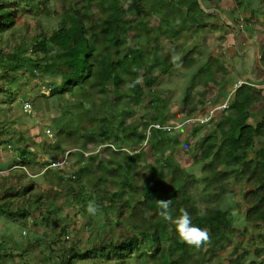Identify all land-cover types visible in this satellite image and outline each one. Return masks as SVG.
Returning a JSON list of instances; mask_svg holds the SVG:
<instances>
[{
  "label": "trees",
  "instance_id": "trees-1",
  "mask_svg": "<svg viewBox=\"0 0 264 264\" xmlns=\"http://www.w3.org/2000/svg\"><path fill=\"white\" fill-rule=\"evenodd\" d=\"M51 1L58 2L62 11L54 10ZM202 4L203 0H0V98L12 105L21 93L12 85L18 75L27 74L43 82L46 90L40 97L54 99L59 109L52 126L54 142L45 144L47 159L39 160L0 108V143L7 141L11 147L16 139L20 151L14 165L0 169V217L28 221L35 216L41 223L32 226L37 238L22 246L19 257L46 241L57 262L32 264H130L132 260L211 264L230 248L228 264H262L246 263L250 250L243 243L245 233H250L247 225L253 223L255 230L264 226V144L249 159L263 134V125L248 124L258 100L256 90L246 93L248 88L242 85L229 109L220 112L216 129L199 141V157L195 150L189 152L194 164H201L199 173L186 170L166 154L171 141L180 142L171 137L175 131L164 117L161 98L150 101L156 113L153 121L145 120L142 130L127 121L134 113L128 99L143 100L145 88L151 90L159 81L155 71L166 76L178 67H198L200 48H187V42L177 44L176 39L215 29L205 20L208 14ZM26 14L37 16L32 33L29 24L17 26ZM43 16L56 22L47 27ZM153 17L159 19L156 27L151 25ZM162 36L171 48L163 47ZM210 59L193 76L183 108L193 104L195 86L211 81L206 76ZM124 102L127 106H122ZM196 111L191 107L186 116L195 117ZM147 138L154 162L137 151ZM125 145L136 150L133 156ZM68 150L76 151L69 154L67 165L53 167V160L64 158ZM32 166L37 173H29ZM36 174L45 176L48 188L37 189ZM231 180L244 189L239 206L244 230L234 224L231 212L223 210L232 193ZM160 200H171L173 221L159 215ZM90 202L95 214L87 210ZM66 207L76 209L72 223L79 214L87 219L92 242L85 249L66 239H71L70 225H74L65 222ZM182 209L189 213L192 226L209 234V241L200 247L187 244L176 231L174 221ZM42 230L47 233L42 235ZM259 252L264 250H258L257 256ZM15 256L0 249V260Z\"/></svg>",
  "mask_w": 264,
  "mask_h": 264
},
{
  "label": "rangeland",
  "instance_id": "rangeland-1",
  "mask_svg": "<svg viewBox=\"0 0 264 264\" xmlns=\"http://www.w3.org/2000/svg\"><path fill=\"white\" fill-rule=\"evenodd\" d=\"M49 4L54 10L58 12L62 11L60 9L61 6L58 2L51 1ZM35 19H37L36 15L26 14L25 16L18 19L17 26L23 28L24 24H29L31 28L30 33H32ZM42 19L47 27H52L53 22H56L54 18H48L45 16H43ZM158 22L159 19L157 17H153L151 19L152 26L156 27L158 25ZM25 30L28 29L25 28ZM202 33L199 36L192 38L190 37V35H184L182 37L177 38L176 43L178 44L187 42V48H200V46L203 44V39L207 38L204 36L201 37ZM161 44L163 45V47L168 46V48H171V45L168 44V38H166L165 36L161 37ZM130 45L131 41L129 46ZM201 53L204 54L203 56H206V58L210 55L209 49H207L206 53L204 51H201ZM194 72L195 68L192 70H184L182 67H178L176 73L165 76L155 71V75L159 76V81L151 90L145 88L143 100L140 102H136L133 97H130L128 99L130 108L134 111V113L131 117L128 118L127 121L133 122L135 125L140 126L142 130V124L145 122V120L149 119L153 121V116H155L156 113V109L151 106L150 101H154L157 97L161 98L164 102V117L169 123V127H172L175 131L171 134V137L177 136V139L180 142V144L175 145L174 142L171 141L170 144L167 145L166 154L172 155L186 170L199 173L201 170V168H199V165L201 166V164L196 166L189 152L191 150H195V153L199 157V141L204 138L207 134L213 132L216 129V125L220 121L221 117V111H219V107H222V105L224 104L217 102L219 92L213 85H199L195 86L191 91L193 104L188 108L182 107L183 99L185 98L189 90L188 87L191 84L193 76H195ZM206 76L208 80H212L213 76L215 75L211 71H208L206 72ZM12 86L17 91L21 90V93H19V95H16L17 97L14 103L12 104L13 106L8 102L3 103L5 101V98H0V108L5 111L2 112V114L8 122H15L12 128L15 129L16 134L23 136L24 140L29 143V145L39 154V160L47 159L44 153V146L45 144H53L54 142L52 126L54 125V119L59 114L58 106L54 99L44 100L40 97V92L45 91L46 86L43 84V82L39 80L30 79L27 74L24 76L18 75L16 81ZM36 96L40 99L35 98ZM23 100H26L31 103L35 100V103H32V107L34 106V109L31 113L28 110H24L25 108ZM72 100H74V98H72ZM122 106H127V104H125L124 102ZM191 107H196L197 115L195 117L189 118L186 116V114ZM194 131H197L196 135H193ZM141 136L142 135L139 134L138 139H140ZM6 142H3L2 144L0 143V162L6 159L16 160V157H18L20 154V151L15 148V146L19 144L16 139H13L12 143H10L11 147H9ZM148 142V139H145V141L141 142L140 149L137 151H143L145 155L144 159L146 161L154 162V157L151 153V148L149 145L150 142ZM125 147L130 152L136 151L128 145H125ZM128 154L131 155L129 152ZM254 156L255 155L251 157L253 158ZM15 160L13 162L9 161V163L5 167L8 168L12 166ZM33 172L37 173L36 166L31 167L30 173L33 174ZM66 173L71 174V172L68 170ZM36 175H38L36 179L38 185L37 189H45L46 185H48L46 183L45 176H39V174ZM231 183L233 184L232 193L227 195V199L223 204V210L231 212L233 214L234 224L239 223L238 226L240 227V229L244 230V225L242 223L243 221L241 220V215L239 214V206H242L243 204L242 195L244 194V189L241 187V185L235 184L234 180H231ZM4 201L5 199L3 200V202ZM65 210V215L67 214L66 216H68L65 219V222L72 223L71 218H73V216L75 217L76 209H74L73 207H66ZM2 219L6 226L4 229L0 227V231L4 232V236H6L8 240H4V242H2L0 246L1 249H6L8 247L6 243L9 240L12 241L14 244L20 245L22 247L23 245H28L35 238H37L36 232L32 226L36 222L41 224L38 217H30L27 219L28 221H24L21 219L17 220L14 218L11 219L7 218L6 216L0 217V220ZM74 220L76 221V223H72L74 225H70V229L73 230L69 231L71 239L68 240V243H77L81 247V249H85L92 242V239H89V235L87 233L88 227L86 228L85 226L87 225V219L85 216H83V214H79L78 217H76V219ZM100 225L101 223L99 224V226ZM247 227L250 233H245V238L243 237V243L248 248V250H250V255L246 258V263L250 261H256L262 262V264H264V252H262L261 254L259 252L258 256L256 255L258 250H264V226L261 227L260 230H255L253 223L247 225ZM79 230H83L82 235L76 234V231ZM44 233L47 232L42 230V235ZM75 234L77 235L76 238H74ZM50 237H52V235H50ZM254 239L255 241H253ZM49 245L50 243L46 241H41V244L38 246V248H34L33 252L31 253L34 258V260L32 261L35 263H42L43 260H53L54 262H57L54 260L56 259L57 254L50 253V251L48 250ZM15 247L17 248V246ZM54 251H56V249H54ZM230 252L231 248L222 252L221 257L219 259L214 260L211 264H228ZM26 257L29 258V256H25V258ZM130 264L137 263L136 261L132 260L130 261Z\"/></svg>",
  "mask_w": 264,
  "mask_h": 264
},
{
  "label": "crops",
  "instance_id": "crops-1",
  "mask_svg": "<svg viewBox=\"0 0 264 264\" xmlns=\"http://www.w3.org/2000/svg\"><path fill=\"white\" fill-rule=\"evenodd\" d=\"M202 7L208 14L205 20L215 29L211 32L203 31L201 35L207 38L203 39L200 50L206 53L209 49L210 55L206 58L202 54L198 69L205 67L207 61L212 58L210 71L215 76L207 85H213L219 92L217 102L224 104L228 101V107L219 111L229 109L235 100L237 90L242 86L241 83L244 82L248 88L246 93L256 90L255 96L258 100L253 103L250 110L248 124L253 127L263 125V134L256 140L255 148L250 151L251 157L258 154L264 144V0H203ZM198 69L196 67L194 73ZM199 85L207 86L204 83ZM227 115L229 116L230 112ZM14 160L1 161L0 169L6 168L9 161ZM47 187L48 185L45 188ZM5 226L3 219L0 220V227L4 229ZM4 240L8 238L0 231V244ZM6 245L8 246L6 249H0L12 252L16 256L0 260V264L33 263L32 249H28L30 255L28 252L26 256L29 258H25L18 256L23 247L16 248L10 240Z\"/></svg>",
  "mask_w": 264,
  "mask_h": 264
},
{
  "label": "clouds",
  "instance_id": "clouds-1",
  "mask_svg": "<svg viewBox=\"0 0 264 264\" xmlns=\"http://www.w3.org/2000/svg\"><path fill=\"white\" fill-rule=\"evenodd\" d=\"M139 81H137L138 83ZM171 200H160L158 205L161 209L159 215L166 221H173V217L169 211ZM88 212L95 214L97 209L94 203L90 202L88 205ZM176 224V231L180 239L187 244L195 247H200L202 244L209 241V234L206 230L194 227L191 225V217L186 210H181V215L174 221Z\"/></svg>",
  "mask_w": 264,
  "mask_h": 264
},
{
  "label": "built area",
  "instance_id": "built-area-1",
  "mask_svg": "<svg viewBox=\"0 0 264 264\" xmlns=\"http://www.w3.org/2000/svg\"><path fill=\"white\" fill-rule=\"evenodd\" d=\"M244 84V82L243 83H241L240 84V86L241 85H243ZM23 104H24V110H28L30 113L32 112V110H33V107H32V104H31V102H28V101H25V102H23ZM228 107V101L226 102V103H224V105H222V107H219L220 109L219 110H223V109H226ZM159 127V126H158ZM164 129H167V128H164ZM145 135L147 136V137H149L150 136V132L149 131H147V132H145ZM147 139H149V138H147ZM76 150H68L67 152H66V155H65V157L64 158H62V159H57V160H53L54 162H53V164H52V166L53 167H55V168H63V167H65L66 165H67V163H68V160H69V154L71 153V152H75ZM130 154H134L135 152H130V151H128ZM90 153H85V155L86 156H88ZM18 168H20V167H18ZM23 169H25V170H27L25 167H22ZM29 172V171H28ZM66 239L67 240H69V237L67 236L66 237Z\"/></svg>",
  "mask_w": 264,
  "mask_h": 264
}]
</instances>
